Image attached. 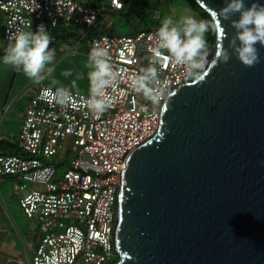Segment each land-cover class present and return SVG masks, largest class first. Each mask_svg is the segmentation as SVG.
Here are the masks:
<instances>
[{
    "label": "water",
    "instance_id": "obj_1",
    "mask_svg": "<svg viewBox=\"0 0 264 264\" xmlns=\"http://www.w3.org/2000/svg\"><path fill=\"white\" fill-rule=\"evenodd\" d=\"M193 1L218 23L226 0ZM221 24L204 81L167 97L156 135L118 175L113 264H264V46L245 67ZM221 45L230 59L211 66Z\"/></svg>",
    "mask_w": 264,
    "mask_h": 264
},
{
    "label": "built area",
    "instance_id": "obj_2",
    "mask_svg": "<svg viewBox=\"0 0 264 264\" xmlns=\"http://www.w3.org/2000/svg\"><path fill=\"white\" fill-rule=\"evenodd\" d=\"M38 5V7H36ZM121 0L82 5L75 0H0L2 39L20 27L31 29L45 22L52 29H82L89 48L103 41L111 62L121 72L108 89L110 103L93 114L75 95L72 104H60L54 88H40L28 101L16 140L18 154H0V177L12 178L13 190L25 192L19 199L23 215L39 225L40 241L30 264H113L112 231L116 219V192L121 170L130 154L157 133L160 114L168 96L158 102L142 101L130 77L153 62L157 30L133 35L95 34L93 28L106 11H119ZM160 85L176 91L192 82L183 67L167 61L157 64ZM76 92H74L75 94ZM69 155L56 178L48 161Z\"/></svg>",
    "mask_w": 264,
    "mask_h": 264
},
{
    "label": "clouds",
    "instance_id": "obj_3",
    "mask_svg": "<svg viewBox=\"0 0 264 264\" xmlns=\"http://www.w3.org/2000/svg\"><path fill=\"white\" fill-rule=\"evenodd\" d=\"M237 14L238 19H232ZM212 16L218 23L213 24L212 21L191 15L181 17L178 22H174L171 17H165L155 33L153 62L129 78L131 86L153 102H158L165 96L175 95L160 85L156 65L165 61L183 67L190 80L204 81L210 71L206 34L209 31H219L223 33V38H227L221 21H229L231 28L235 30V35L228 40V49L232 50L237 59L245 67H253L259 63L256 45L264 46V4L254 2L248 6L244 0H226L223 8L212 10ZM27 27L29 31L18 27L9 35V43L2 62L39 84L52 77L55 71L53 65L56 50L50 47L52 38L45 25H38L35 32L31 30V21L27 22ZM106 39L102 37L100 40L92 41L84 65L88 70L86 75L89 93L87 97L81 98V102L93 114H101L108 108L110 103L108 89L112 88L121 76V72L111 62L109 49L104 46L103 41ZM228 49L223 45L219 46L211 66L218 62L227 63L230 59ZM73 74L70 69L61 73L65 78ZM84 77L85 73L76 72L70 86H65L58 79L52 78L50 84L54 88L57 101L60 104H72L75 95L79 94L77 81ZM73 89L76 90L75 94Z\"/></svg>",
    "mask_w": 264,
    "mask_h": 264
},
{
    "label": "crops",
    "instance_id": "obj_4",
    "mask_svg": "<svg viewBox=\"0 0 264 264\" xmlns=\"http://www.w3.org/2000/svg\"><path fill=\"white\" fill-rule=\"evenodd\" d=\"M75 1L82 5H96L102 0ZM121 1V10L106 11L98 17L93 28L95 34L133 35L139 31L156 30L153 28L144 30L135 28L129 33L124 32L122 27H125L126 24L130 22L134 25L132 16L134 10L141 5H148L151 1ZM2 23L3 14L0 12V154L15 155L19 153L16 140L27 103L40 88L49 86H37L22 72L16 71L10 65L3 64L2 58L7 44L2 39ZM40 24L45 25L52 38L50 47L56 50L53 66L57 72L64 71L65 62H68L67 65L70 64L69 61L75 63V57L88 58L90 48L82 29H71L70 31L52 29L45 22H42L33 25L31 30L35 32ZM77 49L79 50L76 54ZM77 87L80 94L88 96L89 81L87 85ZM73 92L76 90L73 89ZM65 160H67V156H65L64 146V154L61 153L48 161L55 165L56 178H59L64 171ZM14 183L12 178L0 177V264H30V257L40 241L41 232L35 221L27 219L23 215L18 202L25 192L36 187L27 185L25 192H17L13 190Z\"/></svg>",
    "mask_w": 264,
    "mask_h": 264
},
{
    "label": "rangeland",
    "instance_id": "obj_5",
    "mask_svg": "<svg viewBox=\"0 0 264 264\" xmlns=\"http://www.w3.org/2000/svg\"><path fill=\"white\" fill-rule=\"evenodd\" d=\"M151 2L148 5H141L137 7L134 11L133 21L134 25L131 24L129 21L128 24H126L125 27H122L124 32H131L133 29L138 30H144L148 28H153L158 30V28L161 25L162 20L165 17H171L174 22H178L181 17L183 16H194L198 19V15L193 12L188 5L183 0H150ZM47 30V29H46ZM79 49L76 50V54ZM78 59V60H77ZM76 62L69 61V65H67L65 62V70H72L73 76L65 78L61 75L62 72H57V70L54 71L52 74V77H49L48 79H45L43 82L37 84V86H49L52 87L50 84V80L52 78L58 79L61 84L65 86H70L71 81L75 79V73L76 72H83L85 73V77L82 80L77 81V86H85L87 85L88 79L86 77V72L88 71L84 65L87 62V59L75 57ZM140 97L142 101L146 102L148 99L140 93ZM66 153L69 155V147H66ZM13 185V184H12ZM11 186V184H10Z\"/></svg>",
    "mask_w": 264,
    "mask_h": 264
},
{
    "label": "trees",
    "instance_id": "obj_6",
    "mask_svg": "<svg viewBox=\"0 0 264 264\" xmlns=\"http://www.w3.org/2000/svg\"><path fill=\"white\" fill-rule=\"evenodd\" d=\"M183 1L188 5V7L193 12H195L198 15V17L200 19H205V20L211 21L209 16L207 15V13H205L202 9H200L193 0H183ZM214 37H215V32H213V31H209L206 34V39H207L208 46L213 44Z\"/></svg>",
    "mask_w": 264,
    "mask_h": 264
}]
</instances>
